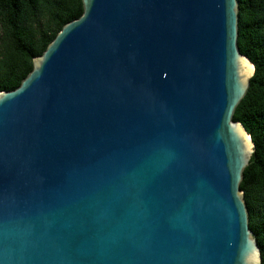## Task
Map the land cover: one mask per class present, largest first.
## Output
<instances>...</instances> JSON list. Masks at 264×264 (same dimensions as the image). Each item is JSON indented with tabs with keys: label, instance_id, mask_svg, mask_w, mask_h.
<instances>
[{
	"label": "water",
	"instance_id": "obj_1",
	"mask_svg": "<svg viewBox=\"0 0 264 264\" xmlns=\"http://www.w3.org/2000/svg\"><path fill=\"white\" fill-rule=\"evenodd\" d=\"M81 4L0 92V264H261L237 0Z\"/></svg>",
	"mask_w": 264,
	"mask_h": 264
},
{
	"label": "trees",
	"instance_id": "obj_2",
	"mask_svg": "<svg viewBox=\"0 0 264 264\" xmlns=\"http://www.w3.org/2000/svg\"><path fill=\"white\" fill-rule=\"evenodd\" d=\"M237 5V47L254 67L233 113V121L242 125L254 146L239 187L264 264V0H237ZM82 10L81 0H0V92L17 88L33 59Z\"/></svg>",
	"mask_w": 264,
	"mask_h": 264
},
{
	"label": "bare ground",
	"instance_id": "obj_3",
	"mask_svg": "<svg viewBox=\"0 0 264 264\" xmlns=\"http://www.w3.org/2000/svg\"><path fill=\"white\" fill-rule=\"evenodd\" d=\"M248 67H249V73H250V71H251V66L248 65Z\"/></svg>",
	"mask_w": 264,
	"mask_h": 264
}]
</instances>
